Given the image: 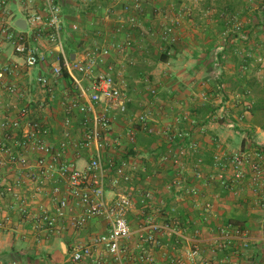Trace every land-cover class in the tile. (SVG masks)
I'll list each match as a JSON object with an SVG mask.
<instances>
[{
  "label": "crops",
  "instance_id": "0c3cea01",
  "mask_svg": "<svg viewBox=\"0 0 264 264\" xmlns=\"http://www.w3.org/2000/svg\"><path fill=\"white\" fill-rule=\"evenodd\" d=\"M27 1L26 5H21L18 0H9L5 22L13 32L19 30L16 26L18 20L25 21L31 14L46 15L43 0ZM57 1L61 6L63 16L62 50L59 51L44 41L45 64L34 68L29 77L16 80L23 93V98L33 111V118H38L50 129L48 144L54 147L61 139L59 129H62V123H59L58 118L64 111L59 105V100L67 101L74 98L77 90L71 81L63 76L58 79L52 76L51 68L58 64L61 56L68 57L72 62H78L82 60L83 54L88 49L111 47L122 43L128 38V34H131L135 43L140 42V38H136L132 32L135 30L121 32V26H115V22L107 15L104 17L105 23L95 21L94 17L98 13L93 11L95 13L93 14L90 5H95L96 10L106 12L112 7L111 5L108 6L109 8H103L101 4H97L98 1L85 0L92 4L87 5L88 7L85 4L84 6L87 7L85 10H78L79 5L74 2L71 6L68 0ZM148 1V5L154 9L151 10L152 12H156V9L157 11L162 9L160 12L170 11V7L167 10L163 8L166 0L163 4H159L158 0ZM258 6H261V9ZM258 6L245 2L244 5H236L231 9V14L240 18L238 23L247 37L245 42H238L234 39L226 46L224 40L223 43L217 40L218 28L214 18L207 19L206 24L191 18L180 21L175 19L178 23L174 27L175 37L170 40L171 44L168 43L165 46V54L168 56L166 62H157L155 65L148 59L140 60L130 57L134 62L138 61L149 68H146L147 72L133 79L136 85L130 84L129 89L127 87L130 93L128 94L130 99L128 107L130 110L141 106L147 107L146 110L152 115L148 128L153 133L149 135L143 132L135 121V137L129 145L134 152L133 156L136 159H146L145 161L150 163L151 168L148 166L144 170L140 165L143 164V160L135 159L134 163L132 162L134 172H132L131 181L140 178L145 181L144 184L133 185L134 187H129L131 182L122 184V189L120 187L118 192L132 194L134 198V207L128 215V221L134 231L141 228L143 219L150 216V210L156 224H163L168 217H176V214L181 217L178 218L181 225L180 239L159 236L167 248L163 246L153 250L156 264H164L166 254H168L167 249L172 247V242L179 245V252H186L194 241L198 242L201 259L210 260L212 264H264V190L255 192L248 180L239 186L223 190L219 188L217 182H210L208 179L213 173L212 157L217 153L219 144L222 145L220 147L223 150H231V154L253 146L264 149V31L262 27L264 26V2L259 0ZM140 13L136 15L139 22L138 30H136L138 33L150 23L149 19H140ZM200 13L204 16V14H212V11L201 10ZM94 22L100 26H95ZM124 27L128 29V26L124 25ZM214 50L215 52L224 50L225 55L230 53L226 58L222 55L225 58L224 62L222 58L220 60L219 55V68L214 66V55H211ZM130 51L134 50L130 49L124 54L112 50L106 63L115 62L117 54H119L118 58L120 55L128 57L131 54ZM72 56L73 60H71ZM13 60L16 58L12 55L10 45L3 44L0 47V65ZM121 62V59L117 60L114 70L120 72L123 78H128V72L123 67L119 68ZM38 76H44L50 81L51 94L45 93L36 84L35 80ZM212 79L224 80L226 84L217 83V88H213L212 83L208 84ZM138 80H142V83ZM220 86L222 89L225 86L232 94L231 117L236 119L240 114H244L242 121L233 122L236 123V128L231 131L224 123L218 124L206 120L207 112L212 111V105L199 108L203 102L209 101V98L220 90ZM142 90L154 91L160 96L144 99ZM227 91L225 92L228 93ZM131 92L132 98H130ZM203 97L206 99L203 100ZM220 101L221 99L214 100L211 103ZM15 102L16 100L4 97L0 104V111L4 116L8 114V119L16 117V111L12 105ZM125 116L118 117L123 118L121 121L126 124L122 125L123 128L131 125V121ZM72 117L74 119L78 117L79 120L81 118L76 112ZM177 117L185 118L178 129L189 132L190 138L197 142L199 149L189 159H184L179 165H174L171 162L163 163L160 158L170 147L167 136L162 134V130ZM118 118L112 125L110 137L118 138L123 143L124 136L117 134L121 130ZM113 134L118 136L113 137ZM142 138L147 139L150 145L146 147L140 145ZM121 147H124L123 144ZM35 157L27 156L25 163L32 164ZM68 157L74 158L73 151H69ZM198 159L202 161L201 164H197ZM19 167L0 168V190H3L5 185H13L16 179L20 178L23 171ZM139 169L142 172H139ZM262 170L264 173V163ZM199 173L209 183L208 186H202V181L197 179L196 176ZM195 186L199 187L198 198H192L187 194V190ZM51 187L52 183L48 184L36 197L35 202L48 208L52 207ZM107 188L109 190V187ZM17 191L26 197L33 193L32 187L28 184L18 188ZM144 194H149L151 197L150 207L142 209L139 201ZM206 203L211 205L209 212H204ZM11 207L12 198L6 195L0 201V264H71L67 258L68 244L73 239L70 231H60L58 235L48 238L34 235L30 225ZM154 208L156 211L161 209V213L157 214ZM134 222L137 226L138 224L141 226L139 228L133 226ZM185 223L187 226L182 227ZM102 225V221L92 222L87 228L88 234L100 232L103 229ZM227 226H230L231 230L240 231L249 246L243 251L241 242L233 241L229 249L213 256L212 250L216 248L215 240L218 238L219 231ZM135 237L132 238L131 245Z\"/></svg>",
  "mask_w": 264,
  "mask_h": 264
},
{
  "label": "built area",
  "instance_id": "2783aa9c",
  "mask_svg": "<svg viewBox=\"0 0 264 264\" xmlns=\"http://www.w3.org/2000/svg\"><path fill=\"white\" fill-rule=\"evenodd\" d=\"M18 3L26 5L28 1L18 0ZM43 3L45 16L31 14L25 20L26 29L13 32L5 22L9 0H0V47L10 45L16 58L0 65V104L4 97L16 100L12 104L16 117L0 120L3 131L0 157L6 159L5 162L0 160V166H20L23 171L13 185H5L0 190V201L10 195L11 208L30 225L34 235L48 238L58 235L60 231H70L73 239L68 244L67 258L71 264H156L153 250L159 248V236L180 239V220L168 217L165 223L156 224L150 217H145L141 228L132 230L128 215L135 202L130 195L118 192L121 184L131 182V163L105 160L107 149L120 145V139L111 138L110 132L116 118L126 115L130 103L121 73L106 65V62L112 50L123 54L132 49V40L128 37L111 47L88 49L78 62L61 56L58 64L51 68L52 76L57 79L62 77L63 71L66 72L77 90V95L63 104L66 117L62 123L61 139L56 147L51 146L48 144L50 129L38 118H33V111L16 82L17 79L29 77L40 64H45L44 41L62 50L61 6L57 0H43ZM124 11L128 29L136 27V14L140 12L138 2H133L130 10L125 7ZM235 29L240 28L236 26ZM166 37L167 34L163 39ZM239 37L246 39L242 34ZM221 52L214 55L215 67H219ZM35 81L45 93L51 94L47 78L38 76ZM151 92L154 94V91ZM74 112L80 115L79 121L72 117ZM150 120L149 112H143L136 118L140 130L149 135L153 133L148 128ZM182 121L185 118L177 117L162 130L170 145L160 158L163 163L179 165L199 149L189 132L178 129ZM76 123L79 124L78 129H75ZM227 127L234 129L233 123ZM125 135L132 140L135 130L128 128ZM69 151H73V159L68 157ZM27 156H36L30 165L25 163ZM201 162L197 160V164ZM263 163L264 153L257 146L232 154L216 153L212 157L213 173L208 179L217 182L221 189L229 190L247 178L255 192L263 191ZM196 177L202 181V186H208L209 183L200 173ZM50 183L52 207L48 208L35 201ZM27 184L32 187L33 193L26 197L17 190ZM187 194L198 198L199 187L187 190ZM150 199L149 194L141 196L139 204L142 209L150 207ZM210 208L211 205L206 203L204 212H209ZM98 221L103 222V229L96 234H88V226ZM238 240L241 250L245 251L249 243L240 231L231 230L230 226L222 228L215 240L216 248L212 250V255L229 249L232 242ZM198 262L212 264L210 260L201 259L197 241L186 252L170 260V264Z\"/></svg>",
  "mask_w": 264,
  "mask_h": 264
},
{
  "label": "rangeland",
  "instance_id": "374dc122",
  "mask_svg": "<svg viewBox=\"0 0 264 264\" xmlns=\"http://www.w3.org/2000/svg\"><path fill=\"white\" fill-rule=\"evenodd\" d=\"M68 1L71 2V3H68V4H71V6L73 5V2L78 4L79 5L77 7V8H79L78 10H80V9L85 10L88 7L87 5L92 4V2L85 1V0H68ZM96 1H98L97 4H99V5L101 4L103 6V8L104 7L107 8L110 5L112 7H110V9H108V11L106 12L104 10H96L95 5L94 6H93V4L90 5L91 11L92 12L96 11L98 13L97 16L94 17L95 21H98L99 23H103L104 17H105V15H107L111 20H113L115 22V23L113 22L115 24V26H117V25L121 26L120 27L121 32L126 31V30H128V31L135 30L132 32H134L136 38H140V42L135 43L131 34H128L127 37H129V39L132 40V49L134 51H130L131 54L128 57L127 56L125 57L124 55H120V57L118 58L119 54H117L115 62H113V63L111 62L109 64L106 63L108 66H112L115 69L114 64L117 63V60L121 59L122 62H121V65H119V68L123 67V69L125 71H127L129 74L128 78L122 77L124 82L128 85L127 87L129 89L130 84L132 86L136 85V82H134L133 79L137 78V75L147 72L146 68H149V67H147V65L143 66V64H140V62L138 63V61H137V63L134 62L133 60L130 59V57L131 58H139L140 60H142V59L147 60L148 59L149 61L154 62L156 65L157 59L159 58V56L166 52L165 46H167L168 43H170V40L173 39V37H175L174 27L177 26L176 24H178L175 21V19H178L180 21V20H185V19L191 18L193 20H196L198 22H203L204 24H206L207 19L214 18L213 20L217 21V28H218V30L216 32L217 40L222 41L221 43H223V40H224V44H226V46H227V44H229L231 42V40L233 41L234 39H236L238 42H245V41H247V37H246V39H241L239 37L241 34L246 36L241 31L242 26L238 23L240 21V18L231 14V9L236 7V5H240V4L244 5L245 2H248V4H252V5L256 4V6H258L259 0H255L256 2L254 0H244V1L243 0H166V2H165V0H158V2H160L159 4H161V3L163 4V2H165V5L163 8H165L166 10L168 7H170L169 12H167V11L166 12H160V10H162V9H160L159 11H157V9H156V12H152L151 10H154V9H151L152 7L150 5H148V3H149L148 0H124V1H121V0H95V2ZM135 1H137L138 4L140 5V12L141 13L138 12V15L140 13V16H141L140 19H142V20L143 19H149V21H150V23H149V25H147V27L140 29L141 31L139 30V33L136 31V30H138L137 28L139 25L137 16H136V18H137L136 26L137 27H134L132 29L131 28L126 29L124 27V25L128 26L125 22L126 13H125L124 9H125V7H128L130 10L132 3ZM261 1L264 2V0H261ZM119 2H121V3H119ZM85 4L87 7L84 6ZM258 8L261 9V6H258ZM68 9H69V7H68ZM69 10H71V9H69ZM201 10H204L206 12L212 11V14H210V15L204 14V16H203V14L201 15V13H200ZM93 14H95V13L93 12ZM198 14H200L201 16ZM117 21H118V23H117ZM93 24L95 26H100V25H96L95 22ZM236 26H239L240 29L236 30L235 29ZM262 27H263V31H264V26H262ZM166 34H167L166 39H163V37L165 38ZM216 52L214 50V52H212L211 55H215ZM224 53H226V52L224 50H222V52L219 54H221L220 56H222V55H225ZM229 55H230V53L229 54L227 53L225 55V58H226V56H229ZM225 58L222 59L223 62H224ZM221 65H223V64L221 63ZM217 68H219V67H217ZM102 71L103 70H99V72H102ZM141 81L142 80H140L139 82H141ZM209 83L213 84V88L214 87L217 88L216 87L217 83L219 85H221V84L225 85L226 84L224 80L218 81V79H212L211 81L208 82V84ZM142 87H145V85L143 84ZM225 91H227L226 87L224 86V88L222 89L220 86V90L216 91V93L213 94V97L209 98L210 99L209 101L203 102V104L200 105L201 107H199V108H206V106L210 107L212 105L213 106L212 111L207 112L208 117L206 120L207 121L209 120V121H212V122L218 123V124L224 123L226 128L231 131L233 129L228 128L227 125L229 123H233L236 121H242L244 118L243 117L244 114L243 115L240 114V116L236 119L231 117V95L232 94L230 91L229 92L227 91L228 93H226ZM142 92H143L142 96L144 99H146V98L152 99V97L160 96V94H157V93L153 94L150 90H144V91L142 90ZM128 94L130 95V93H128ZM130 98H132V92H131ZM224 98H225V100H224ZM233 98H235V97H233ZM219 99H221L220 102L211 103V101L219 100ZM59 102H60L59 105L61 106V108H63V104H65L66 101L64 99H60ZM146 109H147V107H144V106L137 107V109H135V110H130V107L127 108V113H126L125 117L127 120L131 121L130 127L132 129H134L136 126L135 121H136L137 116L143 112H148ZM7 115L4 116V114L2 113L0 115V120L7 119V117H8ZM65 117H66V114L63 111L62 115H60V117L58 118L59 123H63ZM150 118H152L151 114H150ZM211 118H214V119H211ZM75 119L77 121H79L78 117H76ZM122 119L118 118V120H117L119 122L120 128H121L120 132L117 134L121 135L122 137L124 136V138H123L124 141H123V143H121L122 140H119L120 141L119 146H114V147L108 148L106 153H105V160H113L115 162H118L120 160H125V161H129L131 163V167H133L132 162L134 163L136 158H135V156H133L134 152L129 145L130 143H132V140L128 139L125 135L126 129L130 128V127H124L123 128L122 125L123 124L126 125V124L123 121H121ZM235 124L236 123H233L234 128H236ZM78 128H79V124L76 123L75 129H78ZM59 130H60V133L62 134V129H59ZM117 134H113L112 136L113 137L118 136ZM2 135H3V131L0 129V136H2ZM134 137H135V135H134ZM0 141H1V137H0ZM122 144L124 147H121ZM139 144L146 147V146L150 145V142H148L147 139L142 138V139H140ZM8 145L11 146V148L13 149V146L10 142L8 143ZM49 145H52V144H49ZM219 145L222 146L221 144H219ZM220 146L216 150L217 154H222V153L231 154V150L225 151ZM253 147H250V148H253ZM257 147H259V146H257ZM259 148L263 149L261 147H259ZM246 149H248V148H246ZM241 150H244V149H241ZM263 153H264V151H263ZM131 159H132V161H131ZM0 160H2L4 162L6 161V159L4 157H0ZM136 160L137 161L143 160V164H140V165L144 168V170H145V168L147 169L149 164H150V163H147V161H145L146 159H136ZM144 162H145V164H144ZM3 167H10V166H7V165L6 166L5 165L0 166V168H3ZM149 168H151V167L149 166ZM132 172H134V171L130 172L131 175H132ZM139 172H142V171L139 169ZM137 176H138V174H137ZM245 180H248V179L246 178ZM144 182L145 181L140 179V178H138V180H137V178H135V180H133V182L131 181V184L129 183L130 184L129 187H131V186L134 187L137 185H143ZM120 187L122 189V184L120 185ZM130 196L133 198L132 194ZM147 210H149V209H147ZM154 210L156 211L155 208H154ZM160 211H161V209H158V211H156L157 214L161 213ZM151 214L152 213L150 210V214H149L150 216H148V217L153 219ZM174 214H176V213H174ZM176 217L181 218L180 216H178V214H176ZM138 225L139 226H137V224H135V222L133 223V226H136L137 228H139L141 226V224H138ZM186 226H187V224L185 223L184 226H182V227H186ZM161 238L159 237V239H158L159 240V247L164 246V248L166 249L167 245L163 244V242L160 240ZM171 246H172L171 248H173L174 250H172L171 248L167 249L168 254H166L167 257H166V260H164V264H170V260L173 257H176L180 253H183L181 251L179 252V245L176 244L175 242H172Z\"/></svg>",
  "mask_w": 264,
  "mask_h": 264
},
{
  "label": "trees",
  "instance_id": "16d2710c",
  "mask_svg": "<svg viewBox=\"0 0 264 264\" xmlns=\"http://www.w3.org/2000/svg\"><path fill=\"white\" fill-rule=\"evenodd\" d=\"M68 58V57H67ZM69 59V58H68ZM70 60V59H69ZM168 60V56H167V54H161L160 56H159V58L157 59V62H166ZM62 76L65 78V79H68V80H70L69 78H68V76L66 75V72H62ZM262 151H264V149H262Z\"/></svg>",
  "mask_w": 264,
  "mask_h": 264
},
{
  "label": "water",
  "instance_id": "95a60500",
  "mask_svg": "<svg viewBox=\"0 0 264 264\" xmlns=\"http://www.w3.org/2000/svg\"><path fill=\"white\" fill-rule=\"evenodd\" d=\"M16 26L19 30H25L26 29L25 21H23V20H18L16 23ZM71 60H73V56H72Z\"/></svg>",
  "mask_w": 264,
  "mask_h": 264
}]
</instances>
